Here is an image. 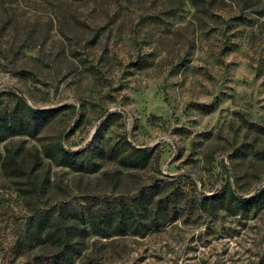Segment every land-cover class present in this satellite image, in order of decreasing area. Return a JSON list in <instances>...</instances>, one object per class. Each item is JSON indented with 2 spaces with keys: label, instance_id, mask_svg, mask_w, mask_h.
<instances>
[{
  "label": "rangeland",
  "instance_id": "obj_1",
  "mask_svg": "<svg viewBox=\"0 0 264 264\" xmlns=\"http://www.w3.org/2000/svg\"><path fill=\"white\" fill-rule=\"evenodd\" d=\"M194 1L0 0V119L16 97L60 108L35 137L0 142V264L40 253L5 247L29 201L132 195L156 179L168 188L153 221L88 232L73 264H264V201L237 214L201 202L264 186V0ZM124 140L153 157L125 165ZM55 142L92 143L93 168L57 165L44 154ZM6 150L22 173L1 168Z\"/></svg>",
  "mask_w": 264,
  "mask_h": 264
},
{
  "label": "trees",
  "instance_id": "obj_2",
  "mask_svg": "<svg viewBox=\"0 0 264 264\" xmlns=\"http://www.w3.org/2000/svg\"><path fill=\"white\" fill-rule=\"evenodd\" d=\"M59 110L58 107L34 108L22 98L16 97L9 110L8 119H0V142L10 135L35 137ZM91 145L92 143H88V146L72 151L60 142H55L46 145L44 154L54 159L60 166L76 170L92 169L94 162L88 156ZM123 146L120 159L125 165L143 167L153 157L152 147L140 148L127 140H124ZM6 151L3 154L1 168L6 170L14 163L13 173H22L24 169L19 165L15 154ZM167 186L168 184L164 185V182L156 179L139 187L132 195L120 197L85 195L81 197L82 202L77 197H69L49 206H40L29 201L25 214L15 218L20 220L14 221L12 239L5 242V247H8V252L13 255H24L36 249L40 250V253L30 254L22 264L37 262L73 264L74 259L80 254V238L90 231L101 237L141 232L148 222L153 221L150 215V212L153 213L152 207L158 206V200L162 199L155 197L167 190ZM144 199L147 200L145 204L142 203ZM213 201L220 202L223 209L229 213H243L264 201V186L249 197L238 195L230 185L223 186L212 195L201 197L202 203L212 205ZM1 250L0 262H4L7 252L3 247Z\"/></svg>",
  "mask_w": 264,
  "mask_h": 264
}]
</instances>
